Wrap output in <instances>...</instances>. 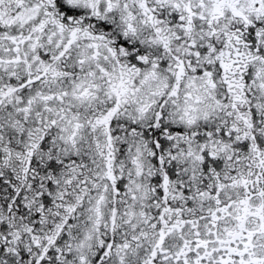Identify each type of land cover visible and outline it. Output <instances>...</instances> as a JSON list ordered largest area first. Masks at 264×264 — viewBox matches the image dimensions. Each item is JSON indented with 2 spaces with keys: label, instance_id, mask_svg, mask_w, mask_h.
<instances>
[{
  "label": "snow or ice",
  "instance_id": "snow-or-ice-1",
  "mask_svg": "<svg viewBox=\"0 0 264 264\" xmlns=\"http://www.w3.org/2000/svg\"><path fill=\"white\" fill-rule=\"evenodd\" d=\"M0 264H264V0H0Z\"/></svg>",
  "mask_w": 264,
  "mask_h": 264
}]
</instances>
